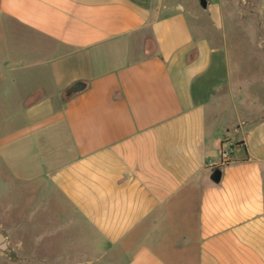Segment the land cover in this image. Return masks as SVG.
I'll return each mask as SVG.
<instances>
[{"label":"crops","instance_id":"obj_1","mask_svg":"<svg viewBox=\"0 0 264 264\" xmlns=\"http://www.w3.org/2000/svg\"><path fill=\"white\" fill-rule=\"evenodd\" d=\"M193 1L0 0L24 264H264V35L230 66L250 35Z\"/></svg>","mask_w":264,"mask_h":264},{"label":"rangeland","instance_id":"obj_2","mask_svg":"<svg viewBox=\"0 0 264 264\" xmlns=\"http://www.w3.org/2000/svg\"><path fill=\"white\" fill-rule=\"evenodd\" d=\"M194 1L195 5H200L196 3V0ZM220 2L225 20L224 32L230 30L229 32L237 35L242 33L250 35L248 42L238 37V42H235L232 47H225L229 65L235 66V61L239 62V58L245 61L246 52L251 54L254 52L255 65L262 63V54L256 50L259 41H256L254 37L257 34L264 35V0H220ZM8 51H10V33L0 21V135L9 131L14 123L10 120L13 117L11 110L14 106L10 105V73L8 72L10 56ZM15 195L12 191L10 192V179L0 163V234L5 239L6 247L5 250H0V264H24L22 248L19 247L21 233L10 231L14 225L13 222L10 224V201L18 200ZM16 219L21 225V214L17 215Z\"/></svg>","mask_w":264,"mask_h":264},{"label":"built area","instance_id":"obj_3","mask_svg":"<svg viewBox=\"0 0 264 264\" xmlns=\"http://www.w3.org/2000/svg\"><path fill=\"white\" fill-rule=\"evenodd\" d=\"M236 147L237 145L231 142L230 140L222 142L218 148V162L215 164L208 162V167L220 169L227 165L230 162L232 156L234 155Z\"/></svg>","mask_w":264,"mask_h":264},{"label":"trees","instance_id":"obj_4","mask_svg":"<svg viewBox=\"0 0 264 264\" xmlns=\"http://www.w3.org/2000/svg\"><path fill=\"white\" fill-rule=\"evenodd\" d=\"M85 88H86V86L80 82L73 84L72 86H70L69 88H67L66 90L63 91V93L61 95L62 101L65 102V101L69 100L71 97L82 92ZM40 96H41V94L39 91H34L33 93H31L26 98L23 106L26 107V106L30 105L31 103H33L34 101L39 99Z\"/></svg>","mask_w":264,"mask_h":264},{"label":"water","instance_id":"obj_5","mask_svg":"<svg viewBox=\"0 0 264 264\" xmlns=\"http://www.w3.org/2000/svg\"><path fill=\"white\" fill-rule=\"evenodd\" d=\"M199 4L203 9L206 8V1L205 0H200ZM219 179H220V170L217 169L213 172L212 177H211V181L214 183H218ZM4 241H5L4 237L0 234V250H2V251L5 250V248H6Z\"/></svg>","mask_w":264,"mask_h":264}]
</instances>
